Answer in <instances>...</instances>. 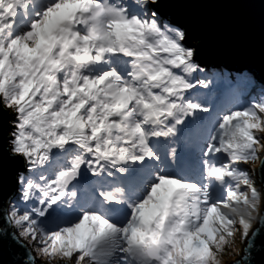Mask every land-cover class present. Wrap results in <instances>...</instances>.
Listing matches in <instances>:
<instances>
[{
	"label": "snow or ice",
	"instance_id": "snow-or-ice-1",
	"mask_svg": "<svg viewBox=\"0 0 264 264\" xmlns=\"http://www.w3.org/2000/svg\"><path fill=\"white\" fill-rule=\"evenodd\" d=\"M193 7L0 0V254L220 264L239 234L250 255L264 81L207 71Z\"/></svg>",
	"mask_w": 264,
	"mask_h": 264
},
{
	"label": "water",
	"instance_id": "water-1",
	"mask_svg": "<svg viewBox=\"0 0 264 264\" xmlns=\"http://www.w3.org/2000/svg\"><path fill=\"white\" fill-rule=\"evenodd\" d=\"M189 9L200 22L208 54L205 67L252 72L264 81V2L262 0H191ZM260 167V166H259ZM259 167L257 173H259ZM258 181L264 176L258 175ZM262 222L258 221V226ZM264 264V226L257 236L250 255H238L233 264ZM11 253L0 254V264H15ZM43 264V261H40Z\"/></svg>",
	"mask_w": 264,
	"mask_h": 264
},
{
	"label": "rangeland",
	"instance_id": "rangeland-1",
	"mask_svg": "<svg viewBox=\"0 0 264 264\" xmlns=\"http://www.w3.org/2000/svg\"><path fill=\"white\" fill-rule=\"evenodd\" d=\"M250 91H251V89L249 91H247L246 94L244 93V95H247L248 92H250ZM257 91H259V89H257ZM238 94H241V93H238ZM247 167H249V168H255L257 170V168L259 167V164L257 163L255 165H248ZM256 179L258 181V175L256 176ZM233 247L235 249L234 251H225V253H223L220 256V264H233L235 262V259H236V257L238 255H241L242 258L244 257V253L245 252H242L241 250L245 247V244L242 242L241 237H240L239 234H235V238H234V242H233Z\"/></svg>",
	"mask_w": 264,
	"mask_h": 264
},
{
	"label": "trees",
	"instance_id": "trees-1",
	"mask_svg": "<svg viewBox=\"0 0 264 264\" xmlns=\"http://www.w3.org/2000/svg\"><path fill=\"white\" fill-rule=\"evenodd\" d=\"M207 71L210 73V74H219L221 72L225 73V74H230L231 77L235 80L236 77L240 76L241 74L243 75H248L250 72L248 71H238L235 70V69H226L225 67L223 66H219V67H212V66H209V67H206ZM244 72V73H243ZM217 87H221V85L217 84ZM251 88L249 89H241V94L244 95V93L246 94L247 91H249ZM259 89V88H257Z\"/></svg>",
	"mask_w": 264,
	"mask_h": 264
},
{
	"label": "bare ground",
	"instance_id": "bare-ground-1",
	"mask_svg": "<svg viewBox=\"0 0 264 264\" xmlns=\"http://www.w3.org/2000/svg\"><path fill=\"white\" fill-rule=\"evenodd\" d=\"M237 72H238V70H237Z\"/></svg>",
	"mask_w": 264,
	"mask_h": 264
}]
</instances>
